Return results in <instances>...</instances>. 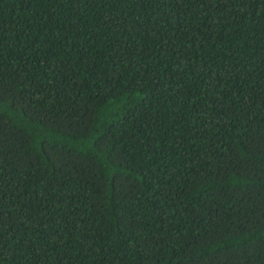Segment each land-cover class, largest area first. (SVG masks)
<instances>
[{"label": "trees", "instance_id": "trees-1", "mask_svg": "<svg viewBox=\"0 0 264 264\" xmlns=\"http://www.w3.org/2000/svg\"><path fill=\"white\" fill-rule=\"evenodd\" d=\"M0 264H264V0H0Z\"/></svg>", "mask_w": 264, "mask_h": 264}]
</instances>
